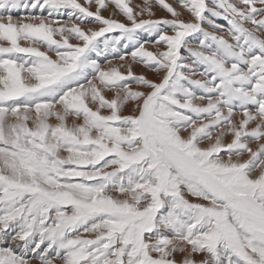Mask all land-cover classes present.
<instances>
[{"label": "snow or ice", "instance_id": "1", "mask_svg": "<svg viewBox=\"0 0 264 264\" xmlns=\"http://www.w3.org/2000/svg\"><path fill=\"white\" fill-rule=\"evenodd\" d=\"M156 3L173 18L137 20L127 0H0V244L20 249L0 247V264H264V0H178L195 22ZM37 5L47 16L11 14Z\"/></svg>", "mask_w": 264, "mask_h": 264}, {"label": "rangeland", "instance_id": "2", "mask_svg": "<svg viewBox=\"0 0 264 264\" xmlns=\"http://www.w3.org/2000/svg\"><path fill=\"white\" fill-rule=\"evenodd\" d=\"M23 2V0H22ZM34 2V0H33ZM80 3L84 4L85 3V0H79ZM127 2L129 3V6L133 8V11H134V14L137 15V20H140V19H172L173 17L171 16L170 13H168L165 9H163L158 3H156V0H150L151 2V11L154 13V15H151L149 16V14L147 12H144L143 14H140V9L142 7H144V4H145V0H127ZM167 3H170L173 5V7H175L177 9V11L181 12V16H180V19H183L185 20L186 22L188 21H192V22H195L194 21V18L192 17V15L185 9H183L179 3H178V0H166ZM41 3H42V0H41ZM85 6H88L87 4H85ZM91 10L92 11H95V6L93 5L91 7ZM48 11L49 9L45 6L43 9H41L40 5H37V7L35 9H32V8H29V9H23V8H20V9H16V10H13L11 12V14L13 15L14 19H17V18H22L23 16H26V15H42V16H47L48 14ZM67 11H70V10H63V15H60V16H57V17H54V18H57L61 21V23H66L68 22L67 20ZM102 15L105 16L106 18H113V19H116L120 22H123L125 24H128L129 26H131V22L127 20V18L118 10L115 8V5L113 4H109L108 5V8L107 10H102ZM206 16H209V19H213L215 21L216 24H219L221 26V30H216L212 27V25L208 24L207 22H203L202 26L204 27L205 30L207 31H215L217 35H224L225 38H228L230 40V37L227 35V29L230 27L226 21H224L222 18H213L211 17L208 13H205ZM87 26V27H86ZM247 27H252L251 25H246ZM81 27H86V28H89L91 27L92 29H98L96 27H98L97 24L95 23H92L91 22V18L89 20V22H87L86 24L84 25H81ZM85 28V29H86ZM166 31H168V34L171 35L173 34L170 30L166 29ZM258 35L260 33H257ZM115 35H119V32H114V33H111L109 34V36H115ZM137 38L141 41H144L145 39L149 40V41H152L154 40L156 37H155V34H152V33H148L144 30H138L137 32ZM56 39H60L59 35L56 36ZM191 40V38H189ZM71 43H79V41H76L74 39H72L70 41ZM230 42H233L230 40ZM125 42L122 41L121 42V45H118L117 48L119 50V52L121 54L125 53V52H131L134 48V45L132 44H129V46L127 48H124L122 45L124 44ZM196 42L193 41V44H195ZM21 44L22 46H30L29 42L27 41H21ZM39 46V45H37ZM148 46V47H147ZM145 47L149 50V51H152V52H157V51H165L167 50L166 49V45H164L163 43H161L160 45H154L152 43H149L147 45H145ZM41 50L42 51H47L46 48L44 47H41ZM181 53L183 56L187 57L189 54L184 50L182 49L181 50ZM49 55H53L52 53H49ZM53 58H55V56L53 55ZM94 59H98V62L101 63L102 67H104L106 70L107 68L109 67H119L120 70L122 72H124L125 74L127 73V65H128V62L132 65V69L133 71L137 74V75H146L149 79H153L155 80L156 82H159L160 81V78L162 77L163 73H160V74H157V73H153L151 72L149 69L145 68L142 64H139V63H133L132 60H131V57H127L126 60H128L130 58V61H119V59L115 58L114 56H109L108 59L112 60V65L110 66L109 64L106 63V60L103 56L101 57H93ZM116 59V60H115ZM115 61V62H114ZM114 62V63H113ZM126 62V64H125ZM108 65V67H107ZM121 65H123V67H121ZM125 69V70H124ZM140 69V70H139ZM195 78H200L199 76L195 77ZM133 87V90H142L140 88H138L137 85H135L133 83L132 85ZM107 94V95H106ZM104 95L106 96V98H109L111 99L112 97H114V93H111V91H108V90H104ZM112 95V97H111ZM98 105V104H97ZM96 104L93 105V104H90L91 107H93V109L95 110L96 107H98ZM96 106V107H95ZM134 106V102L132 101H129V104L127 106H125V108L122 110V115H131L133 114L132 113V107ZM101 113L102 114H110V110L109 109H102L101 110ZM240 115H239V112L237 114V117L236 119H240ZM76 118L75 117H69V120H68V123H70L72 121H75ZM77 123H82V119L79 120V121H75ZM50 123H56L55 122V118H51L50 120ZM33 124L32 122L30 121L29 122V127H32ZM71 126V125H70ZM250 127H255V125H251ZM190 131V130H189ZM184 135H187V133H184ZM231 137H228L226 138L227 141H230ZM202 146H207V144L205 143V145H202ZM252 148L256 149L257 145L256 143H252ZM254 149V150H255ZM224 154H222L223 156ZM248 156L245 155L244 157H242V159H248L247 158ZM224 159L227 160V156H224ZM193 199L194 201V198H191ZM87 235V237H86ZM90 234H84V237L83 238H90ZM36 242H39V237L36 238ZM7 243V242H6ZM6 243L4 244H0V247H13V250L19 254L20 253V250L18 249H14L15 248V245H10L9 243ZM46 244L47 242H45L44 245H41V249L46 247ZM39 251V250H37ZM179 254V253H178ZM181 254V253H180ZM179 254V255H180ZM196 255L198 254H195L193 258H196ZM177 254H175V258H176ZM27 259H29L30 264H39V260L36 259L31 253L30 255L28 254V256L26 257ZM59 264H63V262L59 259H56L54 260V264H57L58 261ZM57 261V262H56ZM199 261V260H197Z\"/></svg>", "mask_w": 264, "mask_h": 264}, {"label": "bare ground", "instance_id": "3", "mask_svg": "<svg viewBox=\"0 0 264 264\" xmlns=\"http://www.w3.org/2000/svg\"><path fill=\"white\" fill-rule=\"evenodd\" d=\"M19 19H21V18H17V20H19ZM86 27H87V26H86ZM86 27H85V28H86ZM89 28H91V27H89ZM96 28H98V27H96ZM86 29H87V28H86ZM93 29H94V28H93ZM146 45H147V44H146ZM147 47H148V46H147ZM115 60H116V59H115ZM128 60L130 61V58H129ZM128 60H125V61H128ZM119 61H120V60H119ZM114 62H115V61H114ZM114 62H113V63H114ZM106 63H107V62H106ZM125 64H126V62H125ZM128 64H130V63L128 62ZM111 65H112V64H111ZM111 65H110V66H111ZM107 67H108V65H107ZM124 70H125V69H124ZM139 70H140V69H139ZM111 93H114V92L111 91ZM106 95H107V94H106ZM111 97H112V95H111ZM112 98H113V97H112ZM96 105H97V104H96ZM97 106H98V105H97ZM58 107H59V106H58ZM95 107H96V106H95ZM75 121H76V120H75ZM55 122H57V121L55 120ZM73 122H74V121H73ZM71 124H72V121L69 123V125H71ZM206 144H207V142H206ZM254 149H255V148H254ZM247 158H248V157H247ZM86 237H87V235H86ZM90 238H94V235L90 236ZM4 244H5V243H4ZM6 245H7V243H6ZM12 245H13V244H12ZM41 247H42V246H41ZM14 249L16 250V249H18V248H16V246H15ZM18 250H20V249H18ZM179 254H180V253H179ZM179 254L177 253V256H176V258H175L178 262L181 261L183 255H184V254H180V255H179ZM29 255H30V253H29ZM202 258H203V254H198V255H196V258H194V259H196V260H201ZM57 261H58V260H57ZM57 261H56V262H57ZM30 262H31V261H30ZM38 262H39V261H38ZM59 262H60V261H58L57 264H59ZM54 263H55V262H54Z\"/></svg>", "mask_w": 264, "mask_h": 264}]
</instances>
